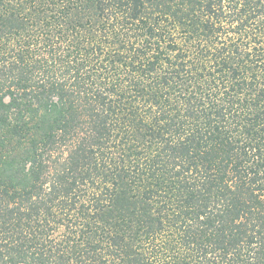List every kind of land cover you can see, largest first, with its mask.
<instances>
[{
  "label": "trees",
  "instance_id": "trees-1",
  "mask_svg": "<svg viewBox=\"0 0 264 264\" xmlns=\"http://www.w3.org/2000/svg\"><path fill=\"white\" fill-rule=\"evenodd\" d=\"M0 264H264V0H0Z\"/></svg>",
  "mask_w": 264,
  "mask_h": 264
}]
</instances>
